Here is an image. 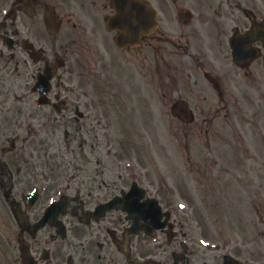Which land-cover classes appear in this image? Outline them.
I'll use <instances>...</instances> for the list:
<instances>
[{"label": "flooded vegetation", "instance_id": "obj_1", "mask_svg": "<svg viewBox=\"0 0 264 264\" xmlns=\"http://www.w3.org/2000/svg\"><path fill=\"white\" fill-rule=\"evenodd\" d=\"M118 1L0 0V264H264V222L256 244L262 250L254 256L245 228L235 227L233 237L207 232L203 218L197 227L191 212L178 209L180 197L174 202L167 195L173 193L170 184L156 182L139 160L124 180L121 164L104 167L93 149L83 147L90 138L72 148L100 113L91 90L68 76L77 70L92 76L99 68L94 60L103 59L102 49L114 45L118 33L108 27ZM146 1L158 21L142 41L154 54L151 75L172 82L161 88L179 94L180 81L188 82L194 93L180 97L203 109L202 130L213 125L225 146L216 132L228 129L240 156L252 153L253 138L263 152L264 0ZM254 25H260L259 34L247 36ZM46 74L51 84L42 102L45 87L38 81ZM209 85L211 99L204 95ZM59 131L68 145L62 155ZM133 183L144 191L131 199L124 193ZM118 196L121 207L99 208ZM156 198L159 219L151 212ZM56 201L64 210L55 207L41 225ZM260 204L257 215L264 220ZM219 220L214 218L216 226Z\"/></svg>", "mask_w": 264, "mask_h": 264}, {"label": "rangeland", "instance_id": "obj_2", "mask_svg": "<svg viewBox=\"0 0 264 264\" xmlns=\"http://www.w3.org/2000/svg\"><path fill=\"white\" fill-rule=\"evenodd\" d=\"M102 55L103 59L94 60L98 62L99 68L94 67L92 76L86 77L80 70L75 75L68 76V82L79 84L81 89L91 90L93 98L98 101L100 113L98 122L91 124L92 129L88 125L86 130L81 131L82 135L77 141L74 140L72 148H79L77 142L80 139L87 141L85 137L90 138L87 141L89 144H84L83 147L93 149L95 156L102 159L104 167L105 164L108 167L121 164L123 169L118 174L123 173L121 178L124 180L128 179L126 174L130 172L124 166L134 165L138 159L151 171L156 182L164 179L170 182L174 193L170 194L167 190V195L174 202L178 200L176 196L180 197L181 204L185 207L181 209L178 204L180 211L187 209L185 211L191 212L197 227H200L198 219L203 218L207 232H217L219 229L224 235L233 233V237H238L235 227H243L248 231L247 237L253 242V255L256 256L262 250L256 244L261 242L260 229L264 220L257 215L261 211V205L251 202L249 195L260 197L264 194V189L259 186L255 177L256 169L264 167V152H258L254 144L259 145V141L253 138L252 160L246 162L248 167L245 172V157L239 158L232 148L225 149L230 156L225 151L221 153L216 150L219 143L216 140L214 143L213 139L210 141L213 143H210L206 130L198 135L203 126L199 119L203 115L202 108H196V115L199 117L192 126L186 127L172 116L171 101L182 93L194 92L186 81L180 82L179 94L167 88L162 89L161 83H171L167 82V78L163 80V76L151 75V64L155 65L154 54L147 45H142L138 50L122 51L110 43L102 49ZM202 78L201 75L200 79ZM184 85L187 89L182 91ZM205 94L210 99L211 95L215 96L211 85L205 90ZM79 96L84 98L83 92ZM100 119L102 123L99 122ZM59 133L60 131L57 133V141L59 154L62 155L68 145ZM216 133L219 134V131ZM210 136L214 138L212 133ZM247 142L250 144V140ZM108 152L111 155H107ZM70 155L72 157L73 152ZM54 158L58 159L57 156ZM69 160L68 152L66 161ZM233 166L235 168L232 169ZM246 188L251 192H247ZM243 195L246 197L243 198ZM218 216L220 220L216 226L214 218ZM208 237L213 238L212 235ZM255 240L258 241L255 243Z\"/></svg>", "mask_w": 264, "mask_h": 264}, {"label": "water", "instance_id": "obj_3", "mask_svg": "<svg viewBox=\"0 0 264 264\" xmlns=\"http://www.w3.org/2000/svg\"><path fill=\"white\" fill-rule=\"evenodd\" d=\"M130 23H128L127 25H125V23H124V26H122V27H120L121 29H122V34H121V36L120 37H118V42L121 44V45H125V44H127L126 42H128V41H133V40H135V38H134V35L135 36H140L142 33H143V30L142 29H140L137 33H136V28L137 27H134L133 28V24H134V20L132 19H130ZM128 36H130L132 39H130V40H124L126 37H128ZM177 110H179V111H185L186 109H184L182 106H179V108L178 107H176L175 108V111H177Z\"/></svg>", "mask_w": 264, "mask_h": 264}]
</instances>
